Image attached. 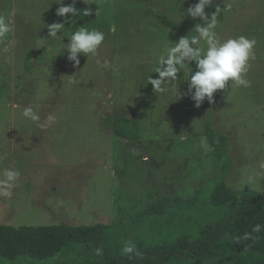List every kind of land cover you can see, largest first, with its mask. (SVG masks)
I'll list each match as a JSON object with an SVG mask.
<instances>
[{
    "label": "rangeland",
    "instance_id": "1",
    "mask_svg": "<svg viewBox=\"0 0 264 264\" xmlns=\"http://www.w3.org/2000/svg\"><path fill=\"white\" fill-rule=\"evenodd\" d=\"M195 4L76 0L77 10L89 8L92 15L59 17L57 0H0V15L11 20V31L0 39V182L6 169L20 174L0 183V224L125 225L158 199L188 201L219 174L211 147H199L201 138L210 146V120L228 137L227 185L264 194V0H212L216 7L207 13L218 10L216 38L245 36L256 44L244 77L251 86L229 81L214 93L209 110L188 95L194 63L180 65L173 81L160 77L168 49L203 23L187 14ZM158 14L181 30L164 25ZM54 22L65 24L55 39L47 28ZM81 26L102 31L105 39L95 55L79 54L74 67L65 47ZM199 47L204 51L207 44L201 40ZM156 80H162L159 87H153ZM28 107L37 121L23 116ZM116 116L134 120V140L115 133ZM0 264L41 263L0 258Z\"/></svg>",
    "mask_w": 264,
    "mask_h": 264
},
{
    "label": "trees",
    "instance_id": "2",
    "mask_svg": "<svg viewBox=\"0 0 264 264\" xmlns=\"http://www.w3.org/2000/svg\"><path fill=\"white\" fill-rule=\"evenodd\" d=\"M215 7L211 3L205 12ZM157 17L167 27L181 30L167 15ZM202 106L209 110L207 99ZM113 129L123 138L137 137L138 128L131 117L116 116ZM205 133L219 174L190 200L158 199L125 225L0 224V258L41 264H171L177 260L188 264H264V229L252 231L257 224L264 226V194L227 185L225 179L232 168L228 137L211 120L205 124ZM127 242L134 244L140 255L123 254ZM97 249L101 254L97 255Z\"/></svg>",
    "mask_w": 264,
    "mask_h": 264
},
{
    "label": "clouds",
    "instance_id": "3",
    "mask_svg": "<svg viewBox=\"0 0 264 264\" xmlns=\"http://www.w3.org/2000/svg\"><path fill=\"white\" fill-rule=\"evenodd\" d=\"M87 3V0H84ZM76 0H73L72 5L65 6L63 0H57L60 6L56 10V15L59 17H67L68 14L73 16L92 15V10L89 8L83 11L77 10L74 5ZM212 3V0H198L194 6L187 9L188 16L193 19L199 18L203 23L196 28V35L183 36L175 43V46L170 47L166 57H162V63L165 66L164 71L160 72L161 78H166L173 81L177 78L179 66L184 63H194L196 71L191 72L188 78V95L195 102L198 108L207 99L209 103L214 101V93L217 90H223L229 81L235 83L236 86L250 87L251 82L245 79V75L250 67V59L255 58L253 48L256 40L248 39L245 36L238 38H229L224 41H219L216 38L215 29L217 26V12L206 13L205 9ZM99 14V10L95 15ZM65 24L54 22L47 25L48 37L57 38L58 33L62 34ZM11 31V20L9 17L0 15V39L4 38ZM105 35L102 31L95 28L89 30L87 27L81 26L76 31L72 32L69 37V43L66 44L67 59L73 62V66L80 64L79 54L88 56L95 55L99 46L103 43ZM203 40L207 44L206 50L202 51L199 47L200 41ZM97 63H100L97 61ZM103 67H109V62L104 61ZM162 80H156L153 87H159ZM166 90V89H161ZM177 96V93H176ZM179 97L177 96V99ZM25 118L37 121L39 119L31 107L25 108L23 111ZM55 118L49 116V120ZM199 147L205 151L210 150L206 138H201ZM264 167V165H262ZM18 171L6 169L4 176L6 180L0 183L8 184L14 182L19 177ZM264 229L262 225H255L253 232L259 233ZM248 238L245 234L244 239ZM122 253L130 255L135 253L140 255L136 247L131 242H127L122 249ZM101 254V250L97 249V255Z\"/></svg>",
    "mask_w": 264,
    "mask_h": 264
}]
</instances>
